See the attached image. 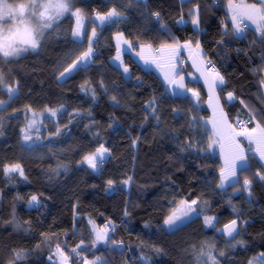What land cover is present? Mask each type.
Wrapping results in <instances>:
<instances>
[{"label":"trees","instance_id":"trees-1","mask_svg":"<svg viewBox=\"0 0 264 264\" xmlns=\"http://www.w3.org/2000/svg\"><path fill=\"white\" fill-rule=\"evenodd\" d=\"M8 2L15 5L28 0ZM228 2L147 0L145 5L140 0H74L72 10L81 8L85 16L79 43H72L75 18L68 13L48 31L38 50L10 58V63L0 58L5 83L19 81L15 99L0 106V264H9L18 249L27 255L15 264H55L51 258L57 245L68 256L69 264H83V257L92 260L95 256L103 257L105 264H145V256L149 257L147 264H197L192 249L198 252L203 242L214 244L212 254L220 264H248L264 253V183L254 180L251 202L247 193L236 191L245 177L253 179L257 170L264 169L248 149L249 164L238 174L240 183L218 187L222 159L214 144L208 147L212 133L206 121L211 114L203 84L187 82L199 93L198 99L188 94L169 95L160 73L144 69L132 54L123 57V64L129 68L127 74L111 63L117 33H122L134 48L148 43L157 48L163 41L173 43V38L181 43L191 39L195 47L200 40L204 60L214 61L226 82L222 90L216 89L224 113L236 125L238 119L248 117L249 109H254L256 119L247 127L255 125L264 116V43L254 28L234 35ZM244 2L259 6L258 0ZM197 4L200 31L193 27L189 15ZM112 8L122 14L121 18L97 24L95 13L106 14ZM153 11L160 12V21L151 16ZM181 17L184 23H178ZM161 23L167 25V31L160 30ZM93 28V47L97 50L94 62L58 81L57 76L71 59L87 50ZM221 39L224 43L218 44ZM72 47L73 56L65 59ZM182 59L187 61L188 56ZM101 80L104 88L100 87ZM85 81L95 89V100L91 92L81 91ZM228 92L234 93L232 102L226 99ZM112 96L119 107L110 99ZM152 98L157 101L159 123L151 115L152 109L146 108ZM0 100H8L6 91H0ZM26 106L43 113L36 117L38 123L29 133L32 140L28 144L21 133L33 118ZM46 106L60 110L52 116L44 112ZM173 109L179 110L178 116ZM191 117L198 118L195 133L188 128ZM58 127L60 134L53 135ZM136 137L140 139L133 148ZM186 138L195 139L197 145L182 152L180 147ZM101 145L109 150L110 158L94 172L81 161ZM16 163L26 179L18 173L4 175V166ZM58 165L63 167L57 175L51 170ZM128 177L132 181L124 185ZM108 180L114 181V186L106 191ZM33 195L38 204L29 206ZM181 200H198V214L169 231L163 222ZM13 211L20 229L8 223ZM205 215L216 217L214 226L204 225ZM237 218L246 223L235 239L245 245L229 248L227 245L235 244V240L217 229ZM90 220L99 229L111 221L106 240L95 247ZM118 239L124 243L120 249L116 248ZM81 241L77 258L71 250ZM153 246L161 251H153ZM221 251L226 255L221 257Z\"/></svg>","mask_w":264,"mask_h":264},{"label":"snow or ice","instance_id":"snow-or-ice-1","mask_svg":"<svg viewBox=\"0 0 264 264\" xmlns=\"http://www.w3.org/2000/svg\"><path fill=\"white\" fill-rule=\"evenodd\" d=\"M141 3L147 4V0H140ZM74 0H28V3H18L11 4L8 0H0V58H3V62L10 63V58H18L23 53L28 51H36L42 45L44 38L46 37L48 31L53 29L54 25L61 20V18L65 17L66 14L70 13L71 16L75 17V27H73L71 36L73 45L80 42V37L82 33L85 31V16L83 15L81 8H76L74 11L72 10V5ZM257 3L248 4L244 2V0H240V3L234 2V0H229L228 9L231 13V20L233 24V32L235 34L244 33L248 28V24L245 21H250L252 25L255 26L254 31L259 34V38L261 43H264V0H258ZM189 15L192 16L191 23L193 27L200 31L199 24V5H195L192 10H190ZM122 14L116 10V8H112L106 14H101L99 12L95 13V19L99 20L101 23L112 22L113 19L121 18ZM151 16L154 17L157 21H160L161 14L158 11H153ZM8 21H12L11 26L5 27ZM178 23H184L183 17L178 21ZM161 31H167V25L161 23L160 24ZM96 37V29H92V34L88 36V48L86 51L81 52L79 55H75V58L71 59V62L68 63L67 67L63 68V71L59 73L57 76V80L61 81L62 79L70 76L71 73L79 70L82 66H87L88 63L94 62L93 56L95 53V49L93 48L94 38ZM174 39L173 43H168L167 41H163L160 43L159 47L153 49V45L151 43L141 44L142 51L147 49L149 51H154L155 54L159 57V63H157L158 68L167 67L173 73L170 78L167 73H165V80L170 85H177L179 88H184L183 77L179 80L175 78V73L177 71V64L174 62L178 57L181 49H185L189 51L190 54L195 53L193 58L194 65L203 66V71L201 75L205 78V83L208 85L211 93H215L216 89L219 87L221 90L224 86H226V82L224 77L220 74V72L215 68L214 64L211 60L204 61L202 58V46L201 41L196 40L195 48H192L191 39L184 41L181 43L178 39ZM117 51H120V41H123L124 44H128L129 47L133 45L129 44L127 40H123V34L117 33ZM218 44L224 43L223 39L217 41ZM75 52V48H69L65 53V59H69L73 56ZM145 59V63H148V60ZM116 60H120L119 54L115 57ZM264 59V57H262ZM156 63V61H152ZM198 70L200 68L198 67ZM256 71L255 69L253 70ZM123 72L125 74L129 73V68L125 65L123 67ZM142 83V82H141ZM100 87L104 88V82L101 80L99 82ZM261 85L264 86V80L261 81ZM0 91H6L8 94V100H0V106H6L10 103L19 92V81L14 80L11 84L5 83V74L2 70H0ZM81 91L91 92L92 99H96V91L94 88L90 87V83L85 81L83 85H81ZM106 91V89H105ZM192 93V97L199 98V93L195 90L188 89ZM113 101L114 105L119 107L120 103L115 96L110 97ZM217 102V108L219 109V115H217L216 109H214V118L207 123H211L212 125V138H210V142L208 147L212 148L213 144L220 143L222 147L225 144L229 146V152L225 156V164L226 169L222 168L220 170V184L219 187H223L224 182L239 184V172L242 170H247L248 168V157L245 155L244 149L240 148L237 143L236 138L238 136L247 137L250 142L255 143L256 145V153L259 154V158L261 161H264V124L261 121H264V116H261V121L256 122V126L252 128L245 127L246 124L256 119V113L254 109H249L248 120L241 121L237 120V123L241 126V130L237 131L232 124L229 123L227 115L224 113L223 108L219 107V97H215ZM234 99V93H227V100L232 101ZM243 103V101H241ZM63 108V105L60 106ZM146 108H151V115L154 116L159 123V116L157 115L158 105L156 98H152L151 100L146 102ZM59 108H50L45 107L44 112L49 113L52 116L57 115ZM26 111L31 112L32 119L27 121V124L24 128L21 129L22 140L24 142H29L32 140V136L29 134L30 131L36 128L38 115H42L43 113H38L33 110L30 106H26ZM173 113L175 115H179L178 109H173ZM76 115H79V112H76ZM89 115L91 113L89 112ZM147 119V116L145 117ZM3 117H0V135H3V125H2ZM198 122V118L191 117L188 121V128L190 132H197L196 124ZM111 127V125H110ZM61 129L58 127L56 133L53 135H59ZM140 138L136 137L132 140V147L135 148L137 142ZM197 142L195 139L186 138L183 142V146L180 147V151H185L187 149L196 148ZM106 158H110V153L107 148L101 145L99 148L95 150L94 153L89 155H85L81 161V163H87L88 167L92 169L94 172L98 171L100 167L105 163ZM63 165H58L56 169H52L51 171L55 172L57 175L59 174L60 168ZM261 168H264V164L261 165ZM3 172L5 176H10L12 173H19L21 177H25V173L19 163L6 165L3 168ZM254 180L264 183V171L257 170L254 174V178L250 179L245 177L243 180V184L240 189L236 191H243L247 193V198L249 202H251L253 197V184ZM132 181V177H128V179L124 180L122 183L124 185L130 184ZM114 186V181L108 180L106 191L112 190ZM17 199H22L21 197H17ZM199 203L198 200H192L191 203L187 201L181 200L180 207L176 210H173L170 215H168L164 220V226L166 228H174L178 225L182 224L183 221L189 216L190 213L196 211V207ZM29 206H35L38 204L37 196L33 195L28 200ZM233 211H237L235 207H233ZM125 215L128 213L125 211ZM214 220L216 217L205 215L203 218V223L205 226H214ZM90 223H93L91 220ZM8 223L14 224L16 229H20L21 224L18 221L15 212L13 211V215ZM28 223V222H24ZM246 221H240L237 219L230 220L227 224L223 226V229H217V231H221L222 235L235 240V244L229 243L227 247L235 248L237 245L243 247L245 242L243 240H236V236L240 235V229L243 227ZM111 221L103 229H97L93 226V232L95 233V239L92 242V246L95 247L97 243L104 242L107 238V234L109 232V225ZM27 230V229H25ZM115 243V242H114ZM83 245V241L81 244H78L71 251L76 254L77 258H80V249ZM118 246V245H117ZM39 247V245H37ZM214 248V244L210 242H203L200 245V250L197 252L195 247H193L192 251L195 255L197 264H208V261L211 264H220V261L216 258L215 255L212 254V249ZM153 251L160 252L161 249L153 246ZM57 252L62 257L64 264H67L68 256L64 255L63 251L60 249V245H57ZM27 255V252L23 249L14 250L12 253L13 260L9 262V264H15L17 260L24 258ZM221 257L225 256L226 253L221 251L219 253ZM207 257V260L204 258ZM145 260V264H147L149 257H143ZM257 260H260V264H264V253H260L258 257L250 259L248 264H257ZM83 264H105L104 258L101 256H95L92 260H89L87 257H83Z\"/></svg>","mask_w":264,"mask_h":264},{"label":"crops","instance_id":"crops-1","mask_svg":"<svg viewBox=\"0 0 264 264\" xmlns=\"http://www.w3.org/2000/svg\"><path fill=\"white\" fill-rule=\"evenodd\" d=\"M238 3H240V2H238ZM245 23H247L250 28H255L254 25H252L250 21H245ZM97 24H99L100 26H102L104 23H101L99 20H97ZM123 40H127V39L123 37ZM117 43H118V40H117V35H116V37H115L116 52H115V56L113 58H111V63L114 66H118L119 68H121L123 70V67L125 66L123 64L124 54L129 53V54H132L133 55L136 63H138L139 65H141L144 69H146V70L153 69V70L157 71V73H160V75L162 76L163 80L165 81V84L167 85V89H168V94L169 95L181 96L183 94H188V95H190L192 97V93L190 91H187L188 89H191L190 86H189V84H187V82H191V81H194V80H196L199 83L203 84V86H204V88L206 90V86L201 81L202 79L199 77V74H198V73H201L203 71V66H201V65H194L193 58H192L194 56V53L190 54L189 51H187L185 49H181L178 57L176 58V61H174L177 64V71L174 74L175 75V78L177 80H179L181 78V75H183L182 74L183 71H185V72L187 71L186 73H189L188 76H187V78H186V81H184V79H183L184 88L181 89L177 85H170L165 80V78H164L165 73H167L170 78L172 77L173 73L167 67H164V68H158L157 67V63H159L160 61H159V57L155 54L154 51H149L147 49H145V50L142 51L141 45L140 46H136V48H134V47H129L128 44H124L123 41H120V51L118 53V51H117ZM129 44H130V42H129ZM192 48H195V47L192 45ZM118 54L120 56V60H116L115 59V57ZM186 55L188 56V59L186 61V64L182 67L180 61ZM142 56L148 60V63H145V59H142L141 58ZM202 58H203V53H202ZM154 60L156 61V63H153L152 62ZM203 60H204V58H203ZM198 67L200 68V70H198ZM206 94H207V90H206ZM194 99H197V98H194ZM226 99H227V96H226ZM232 101H229V102H232ZM220 108H222V105L220 106ZM210 114H211V112H210ZM211 117H212V115H211ZM210 118L206 121V123L211 120ZM228 121H229L230 124H232V126L237 131H239L238 129H241V128H238L236 125H234L229 119H228ZM207 126H209L210 131L212 133V125H211V123H207ZM252 127H255V125H253ZM236 140H237V143L239 144L240 148L244 149L245 155H246V152L248 151V149H251L254 152V156L257 158L258 163H260V165L264 164V161H261L260 160L259 156L257 155L258 153H256V151H255V149H256L255 143L250 142L247 139V137H244V136H238L236 138ZM214 147H216L215 148V151L218 152L219 158L222 159L221 160L222 161V167L221 168H225L226 169L225 156L229 152V146L227 144L224 145V147H223V154H222V147H221V144L220 143L214 144ZM248 164H249V159H248ZM219 179H220V177H219ZM219 184H220V181H219ZM230 184H232V183H229V182L226 181V182H224V185H223L222 188L219 187V186L218 187L221 188V189H224V188L228 187V185H230Z\"/></svg>","mask_w":264,"mask_h":264},{"label":"rangeland","instance_id":"rangeland-1","mask_svg":"<svg viewBox=\"0 0 264 264\" xmlns=\"http://www.w3.org/2000/svg\"><path fill=\"white\" fill-rule=\"evenodd\" d=\"M234 2H236V3H238V1L237 0H234ZM228 4H229V2L227 3V5H226V7H227V11L229 12V9H228ZM75 18V17H74ZM229 18H231V13L229 12ZM11 24H12V21H8L7 22V24L5 25V27H9V26H11ZM76 24V21H74V25ZM249 27V26H248ZM255 27V26H254ZM233 28V27H232ZM247 30V29H246ZM81 38H82V35H81V37H80V40H81ZM95 39V38H94ZM94 48V47H93ZM95 49V48H94ZM96 49H95V53L94 54H96ZM202 53H203V51H202ZM194 55H195V53H194ZM181 62V61H180ZM181 66H182V63H181ZM198 73V72H197ZM182 74L183 75H181V77H183V79H184V81H186V78H187V76H188V74L189 73H186L185 71H183L182 72ZM199 74V77L202 79L201 81L205 84V86H206V90H207V94H208V96H207V100H206V105L208 106V109H210V112H211V115H212V117L210 118L211 120L214 118V109H216V112H217V115H219V109L217 108V102H216V99H215V97H218V93H211L210 92V90H209V87H208V85L205 83V78H204V76H202L201 75V73H198ZM191 77V76H190ZM263 80H264V75H263ZM62 81V80H61ZM263 87V89H264V86H262ZM191 89H192V87H191ZM192 90H195L196 91V89H192ZM171 92V91H170ZM174 96H176V95H174ZM221 106V104H220V101H219V107ZM255 126H256V124H255ZM252 126H249L248 128H251ZM239 131L241 130V129H238ZM26 144H28L29 142H25ZM258 156H259V154H257ZM19 174V173H18ZM188 203H191V201H188V200H186ZM180 207V203L175 207V209L174 210H176V209H178ZM172 213V212H171ZM170 213V214H171ZM197 214L198 213H196V211L195 212H193V213H190L189 214V216L183 221V223L182 224H180V225H178L177 227H179V226H181V225H183L184 223H186L188 220H190V219H192V218H194V217H196L197 216ZM163 225H164V223H163ZM93 226H95L94 225V223H92V228H93ZM96 227V226H95ZM177 227H174V228H166L167 230H169V231H172V230H175ZM208 227V226H207ZM97 228V227H96ZM104 227H102L101 229H103ZM97 229H99V228H97ZM51 261L52 262H54L55 264H64V261H63V259H62V257L58 254V252H57V250L55 251V253H54V257L53 258H51ZM67 264H69V261H67Z\"/></svg>","mask_w":264,"mask_h":264},{"label":"built area","instance_id":"built-area-1","mask_svg":"<svg viewBox=\"0 0 264 264\" xmlns=\"http://www.w3.org/2000/svg\"><path fill=\"white\" fill-rule=\"evenodd\" d=\"M215 4V3H214ZM157 21V20H156ZM233 29V28H232ZM248 29V28H247ZM137 46V45H136ZM185 62H186V59H181V62L180 63H182V65H184L185 64ZM212 63L214 64V66H215V68L218 70V67H217V65H216V63L214 62V61H212ZM248 118L249 117H247V118H241V119H239V120H241V121H247L248 120ZM236 125H238V127H241L238 123H237V121H236ZM247 125H250V123H248V124H246L245 125V127H247ZM123 242H122V240L121 239H118V241H117V244H116V248H121V247H123ZM118 245V246H117Z\"/></svg>","mask_w":264,"mask_h":264}]
</instances>
